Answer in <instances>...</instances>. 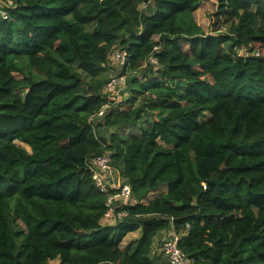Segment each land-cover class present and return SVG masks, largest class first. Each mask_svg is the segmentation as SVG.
I'll use <instances>...</instances> for the list:
<instances>
[{
	"label": "trees",
	"instance_id": "16d2710c",
	"mask_svg": "<svg viewBox=\"0 0 264 264\" xmlns=\"http://www.w3.org/2000/svg\"><path fill=\"white\" fill-rule=\"evenodd\" d=\"M205 2L209 33L193 17ZM2 11L0 264H165L151 249L170 228L193 264H264V0H0ZM116 47L130 89L119 103L102 93ZM105 152L132 191L109 223L85 166Z\"/></svg>",
	"mask_w": 264,
	"mask_h": 264
},
{
	"label": "built area",
	"instance_id": "2783aa9c",
	"mask_svg": "<svg viewBox=\"0 0 264 264\" xmlns=\"http://www.w3.org/2000/svg\"><path fill=\"white\" fill-rule=\"evenodd\" d=\"M142 9H145L147 5L143 3ZM3 19H6V13L0 12ZM154 50H158L155 47ZM241 56H248L251 54L258 55L257 51L251 52L249 49H243L238 52ZM113 62L118 68L123 69L126 64V52L123 48L116 47L112 54ZM148 64L156 65V59L153 56H149L147 59ZM125 86V78L122 75H112L103 87V95L118 96V93ZM108 109V105L103 106L97 113L91 118H102L105 115V111ZM90 118V119H91ZM86 168L90 170L92 183L95 188L105 197V213L103 219L105 222L122 221L127 217V212L124 208L132 203V191L126 182L120 178L118 173L112 166V158L110 153L105 152L95 155L87 160L85 164ZM188 228V226H186ZM164 234L163 239L158 243L153 242L151 254L160 247L159 254L164 259L165 264H193L192 259L187 258L179 249L178 241L180 236L177 235L172 228L162 231Z\"/></svg>",
	"mask_w": 264,
	"mask_h": 264
},
{
	"label": "rangeland",
	"instance_id": "374dc122",
	"mask_svg": "<svg viewBox=\"0 0 264 264\" xmlns=\"http://www.w3.org/2000/svg\"><path fill=\"white\" fill-rule=\"evenodd\" d=\"M140 9H142V7L140 6ZM215 9L216 6L215 4H213V2H205L203 4H201V6L194 12V19H195V24L197 25V27H200L203 31H205L206 33H209L210 31V27H211V22L213 21V15L215 13ZM144 10V9H142ZM222 33H226L228 31V27L227 26H223L221 28ZM181 47L183 49H187V45H185L183 42L181 43ZM115 48H113L108 56V63H107V73H104V77L105 79L108 81V79L110 78V76L112 75H120L122 72V69L118 68L119 66H117L115 64V62H113L112 59V54ZM146 66V64L144 65V67ZM131 73V72H130ZM127 73V74H130ZM135 73V72H132ZM140 76V75H139ZM142 76V75H141ZM140 76V77H141ZM125 78V86L123 89H121L118 93V96H111V95H105V97L107 99H109L110 101L114 100L116 103H119L120 101H123L126 97H128L129 95V76L127 75L124 76ZM141 82L144 84V86H146L145 84V80L141 79ZM187 90V86L184 84H178L176 87V91L178 93H183ZM209 118V115L207 113L203 114L199 120L200 122L206 121ZM143 120H149L150 118L147 116H144L142 118ZM135 132H138V130L136 128H134V130H131L130 132H128L129 134H133ZM27 150L28 148L25 147ZM165 193V190L162 188L160 191L157 192H152L148 195L147 199L145 200L144 203H146L147 201H149L150 199H152L153 197H159L161 195H163ZM6 219L8 221L9 227L12 231L17 233L16 236V240L18 242V247H20L23 244V232H24V225L23 223H21L20 220L16 219L13 216L12 213V207H9V210L6 214ZM138 228V225H133L131 226L130 232L127 234V236L122 240L120 247L122 249V251H128L131 247V245L133 243H135L136 239L140 236V231ZM160 251V247H158L153 255L151 256H155V255H160L159 254Z\"/></svg>",
	"mask_w": 264,
	"mask_h": 264
},
{
	"label": "crops",
	"instance_id": "0c3cea01",
	"mask_svg": "<svg viewBox=\"0 0 264 264\" xmlns=\"http://www.w3.org/2000/svg\"><path fill=\"white\" fill-rule=\"evenodd\" d=\"M109 223V222H108ZM140 231V230H139ZM163 237H164V234L162 233V232H160L157 236H156V238L154 239V244L155 243H158L161 239H163ZM137 240V239H136ZM133 247H134V243L131 245V247H130V249L129 250H132L133 249ZM128 250V251H129ZM151 255H153V254H151ZM161 256V255H160ZM162 260H163V262H164V259L162 258ZM46 264H59V260H53V261H48Z\"/></svg>",
	"mask_w": 264,
	"mask_h": 264
}]
</instances>
